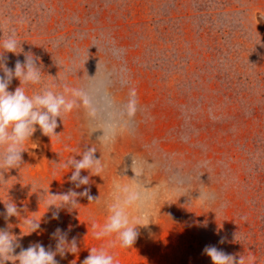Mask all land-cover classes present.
<instances>
[{
    "label": "rangeland",
    "instance_id": "374dc122",
    "mask_svg": "<svg viewBox=\"0 0 264 264\" xmlns=\"http://www.w3.org/2000/svg\"><path fill=\"white\" fill-rule=\"evenodd\" d=\"M12 31L23 52L5 54L6 66L33 54L42 85L84 89L91 115L62 114L59 135L37 130L21 145L22 166L0 168V212L11 199L21 216L0 217V228L10 224L23 248L53 249L51 234L70 229L79 252L59 264H82L101 247L115 264H212L206 246L234 264H264V0H0V41ZM19 86L13 79L9 91ZM89 147L103 171L74 190L99 200L80 197L52 219L47 193L74 188L65 161ZM134 173L145 201L130 217L148 225L130 249L114 234L95 239L114 183ZM25 216L41 229L29 234Z\"/></svg>",
    "mask_w": 264,
    "mask_h": 264
},
{
    "label": "clouds",
    "instance_id": "9594fccd",
    "mask_svg": "<svg viewBox=\"0 0 264 264\" xmlns=\"http://www.w3.org/2000/svg\"><path fill=\"white\" fill-rule=\"evenodd\" d=\"M22 51L17 53V48ZM0 145L4 146L2 158H0V168L19 169L23 164L22 153L25 152L21 145L31 141L34 133L39 130L43 136L51 139L58 128V118L62 121V114H69L75 108L84 107L90 111V99L84 89L70 88L67 85L63 90L57 92L55 85L44 87L42 85V65L38 66L39 58L31 53H25L23 62L17 60L14 69H10L3 62L5 54H20L23 52L22 43L17 39L14 31L10 32L7 38L0 41ZM13 79L20 82V86L14 91H9V86ZM42 85L41 88L28 95L29 86ZM128 116L134 117L137 111V100L135 90L129 94L126 105ZM114 139V136L112 137ZM96 150L87 148L80 154V159L74 157L65 161V167L71 169L69 182L74 185L63 194L47 195L53 199L47 201V212L52 210V219H59L60 211L66 210L71 213L79 204L80 197H87L90 202H97L99 198L90 195V189L85 187L83 191H76L81 186L89 185L90 177L100 176L103 165L100 159L95 157ZM82 170L87 171L88 175H82ZM133 183L122 184L115 182L113 185L112 202L108 207V217L103 227L97 230L94 223L93 236L100 240L104 237L115 235L121 247L130 249L136 242L140 233L139 223H134L130 217V209L142 211L145 196L140 190L136 181V174L129 178ZM43 194V193H42ZM4 211L0 212L7 222L11 217H21L17 205L9 199L4 203ZM25 226L29 234L38 232L41 229L40 221L23 217ZM10 225V224H9ZM0 228V264H59L57 256L64 258L68 254L76 255L79 252L77 240L73 237L68 238L70 229L63 230L57 228L52 234L51 239L55 240V247H45L41 242L31 243L27 248H23L19 238L14 235L11 228ZM223 243V238L220 241ZM114 246V244L112 245ZM20 249L16 253V249ZM90 254L83 260L82 264H115V257L109 253L105 247L99 249H89ZM212 264H234V258L226 254L216 246H206L203 250ZM240 264V260H239Z\"/></svg>",
    "mask_w": 264,
    "mask_h": 264
}]
</instances>
